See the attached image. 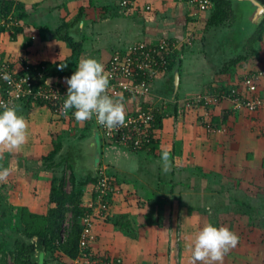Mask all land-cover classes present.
Listing matches in <instances>:
<instances>
[{
  "label": "rangeland",
  "instance_id": "1",
  "mask_svg": "<svg viewBox=\"0 0 264 264\" xmlns=\"http://www.w3.org/2000/svg\"><path fill=\"white\" fill-rule=\"evenodd\" d=\"M234 1L239 5L243 3ZM135 3L133 0L132 6ZM149 9L150 7L147 10ZM97 11L99 14L95 15L101 17L104 8ZM234 16L238 17V12L234 11ZM2 40L3 37H0V41ZM190 44V41H187L178 45L179 55L175 58L176 63L182 48ZM4 47L14 51L11 46ZM256 48L262 52L264 46L257 43ZM51 69L52 74H55L58 67ZM51 69L49 68V72ZM238 71L239 75L244 72L242 67H239ZM217 77L218 84L208 85L205 95H181L178 83L175 85L173 78L168 88V99L165 101L161 98L156 103L153 102L157 107H162V114L170 119L165 127L162 118L160 127L153 130V145L158 155L151 158L159 164L160 170L154 174L152 188H149L150 196L147 192L143 197V190L134 189L135 186L134 190L124 187L114 171L104 168L100 163L97 165L96 172L103 169L113 180V189L108 194L107 212L101 218L97 217L102 224L107 222L105 225L108 230L112 229L111 224H114V221L120 220L122 223L125 220L122 215L121 218H112L111 208L117 205L118 197L119 201L122 199V202L133 208L136 207L137 199L141 203L145 199L150 202L153 200L157 205L155 213L151 215L153 222L147 225L155 226L159 233L161 230L166 232L167 238L162 243L160 236L158 237L157 252L153 254L156 264H191L189 260L192 241L207 223L227 226L239 236V243L225 254L223 264H240V260L241 264H264V109L250 114L244 107L232 108L227 98L231 83L221 86V82L228 78ZM261 93L264 96V89ZM202 95L205 100L203 99L202 103L196 102L195 97ZM15 106H18L19 114L23 115L27 122V139L19 149L8 151L0 148V169H10L7 181L0 182V264H17L15 241L28 243L31 238L25 232L28 226L22 221V212L26 215L24 209L44 216L50 207L48 190L51 183H61L65 190L70 191L71 168L68 165L72 164L77 178H83L84 174L90 173V169L85 166H93L95 154L94 145L87 147V141L88 144L95 141L90 139V136L94 135L91 130L87 131L88 127L73 125L58 118L41 105L30 104L31 109L24 103H17ZM224 110L229 112L227 118L222 119L217 126L211 124V117L219 116ZM187 121L192 135L186 134ZM57 143H60L61 147L53 160L45 159ZM164 149L170 150L171 170L167 173L161 170L163 162L160 157ZM140 153L146 155L148 151L143 150ZM147 155L153 154L149 152ZM94 184L82 188L81 204L84 210L89 209L88 203L96 198L91 190ZM71 223V212L67 210L63 234H66ZM115 229L120 233L129 232ZM190 232H193V237L187 240L190 236L187 237L186 234L190 235ZM148 234L141 238L150 240ZM121 245L123 247L124 241ZM124 247L127 248L125 245ZM126 251L128 250L119 253L113 247L109 255L95 254L93 249L89 252L96 258L110 255L119 257L123 264L135 262L132 253L128 255L129 252ZM52 252L47 253L44 264H74V260L68 262L59 252ZM172 255L173 259H169Z\"/></svg>",
  "mask_w": 264,
  "mask_h": 264
},
{
  "label": "crops",
  "instance_id": "2",
  "mask_svg": "<svg viewBox=\"0 0 264 264\" xmlns=\"http://www.w3.org/2000/svg\"><path fill=\"white\" fill-rule=\"evenodd\" d=\"M15 1L25 4L28 15L18 22L14 20L4 21L5 27L2 31L0 30L1 39L3 37V40L0 41V59L10 60L16 65L25 61L44 62L50 64L49 67L60 68V64H66V70L71 66L75 71L82 58L93 57L103 64L116 49L122 50L136 42L189 39L191 44L182 48L177 69L175 70L176 67H173L171 72H166L153 82L150 95L145 102L156 103L161 98L166 101L168 88L171 86L176 72L180 94L190 93L194 95L196 93L205 94L208 85L218 84L216 82L217 76L228 78V80L225 79L224 82H221L222 86L238 83L239 67H242L244 71L240 74L241 76L251 69L252 71L264 70L263 48L262 52L258 51L255 56H252L253 58H249V61H243L239 67L237 65L235 73L221 71L225 62L243 51V46L258 25L252 19L253 7L246 0H237L245 2V4L240 3V5L231 0L232 13L236 11L240 17L234 16L227 24L217 27L206 26V20L212 7L207 10H199L189 0H134L136 3L133 5L134 7L130 5V9L122 6L121 0ZM257 1L264 6L263 0ZM146 6H149L150 9L147 10ZM99 8H104L101 17L95 15L99 14L97 11ZM80 9L83 10V14L78 19ZM64 22L70 25L65 27L63 32H67L75 40L81 42V50L74 58L71 57L72 52L68 44L58 39L54 33ZM14 27L17 28V31ZM259 44L264 46V33L263 40ZM5 45L8 48L11 46L14 51L6 49ZM19 61L21 62L18 63ZM53 76L59 79L58 73L50 75L51 78ZM262 79L264 78L260 80ZM212 80L215 81L212 82ZM240 88H242L241 84ZM229 104L232 108H237L231 100ZM123 107L124 111H128L133 109L135 105L129 103L124 104ZM165 117L163 122L166 127L170 117ZM187 124L188 121L186 122V134L192 135L191 128ZM87 131L90 129L88 128ZM193 137L196 138V136ZM90 139L93 140L91 136ZM192 140L194 141L193 138ZM93 145L96 150L97 141L89 144L87 141V147H93ZM197 145H199L198 141ZM147 154L144 155L140 151L129 150L114 144L104 145L102 143L99 163L104 168L107 167L112 172L114 171L118 181H121L124 187L133 189L135 186L134 189L143 190L144 195H142L145 197L147 192V195L150 196L151 189L149 188H152L154 174L158 172V169L160 170L159 164L157 165V162L151 158V156L157 157L158 152L150 156ZM85 167L91 169V167ZM133 181L136 182L133 183ZM118 199L117 205L111 208L112 218H121L122 215L125 220L122 223L120 220L114 221L116 225L109 221L113 230L106 228L107 222L104 221L102 224L96 221L93 228L95 240L90 244V251L93 249L95 254L107 253L109 255V251H112L114 247L119 253L124 250H128L126 251L129 252L128 255L132 253L135 262L130 261L127 264H156V258L153 254L157 252L158 237L160 236L162 243L167 238L166 232L160 229L159 233L155 226L147 225L153 222L151 215L155 213L157 205L152 202L153 200L151 203L145 199L141 203L137 199L136 207L133 208L131 205L122 202V199L120 201ZM123 200L125 201V199ZM155 218L157 219V216ZM115 228L123 231L129 230L127 232L129 236L124 232L120 233ZM192 233L186 234L187 237L190 236L187 240L192 239ZM147 234L150 236V240L141 238ZM135 236L139 237L136 238ZM123 241L127 248L124 245L122 247L121 242ZM169 259H173V255ZM183 264H187V262Z\"/></svg>",
  "mask_w": 264,
  "mask_h": 264
},
{
  "label": "built area",
  "instance_id": "3",
  "mask_svg": "<svg viewBox=\"0 0 264 264\" xmlns=\"http://www.w3.org/2000/svg\"><path fill=\"white\" fill-rule=\"evenodd\" d=\"M199 10L212 7L211 0H189ZM133 0H121V5L129 8ZM149 6H146L148 9ZM129 10V9H127ZM5 20H0L3 25ZM189 39L172 40L162 39L157 42H136L122 50H115L108 60L103 63L104 70L109 74L107 94L121 103L135 105L132 110L125 111L126 120L123 126L107 129L96 123L95 118L85 121H76L72 112L62 111L63 100L66 98L68 85L64 79L51 78L48 68L39 63L13 64L8 60L0 59V75L8 73L12 83L0 79V103L10 106L23 104L28 100L31 104L45 101L50 105L49 111L58 118L71 122L73 125L88 127L93 135H98V141L109 142L134 151H148L151 144V130L153 129L154 112L157 106L147 101L151 86L157 78L165 74L168 60L174 51L179 50ZM264 78V71L248 72L243 75L242 90L230 89L227 98L238 107L255 110L264 107V99L256 95L257 82ZM205 95V94H204ZM207 96V95H206ZM223 96V94H222ZM196 102H203L205 96H196ZM195 102V103H196ZM195 103H192L195 105ZM143 104H147L144 109ZM190 105V104H188ZM254 105V107H250ZM152 128V129H151ZM97 171V170H96ZM92 191L96 198L88 203L89 209L84 210L81 217V233L78 242V255L74 264H123L119 257L107 259L91 257L90 244L95 240L93 220L95 217L106 214L108 194L113 189L112 176L103 169L96 172V181Z\"/></svg>",
  "mask_w": 264,
  "mask_h": 264
},
{
  "label": "trees",
  "instance_id": "4",
  "mask_svg": "<svg viewBox=\"0 0 264 264\" xmlns=\"http://www.w3.org/2000/svg\"><path fill=\"white\" fill-rule=\"evenodd\" d=\"M212 1V9L209 14V17L206 20V26H222L228 23L233 18L232 8H231V0H211ZM26 6L23 2L15 1V0H0V20H14L18 22L19 20H22L25 18L28 13L26 10ZM130 9V7H129ZM83 14V10H79L78 13V19ZM77 19V20H78ZM76 20V21H77ZM5 24L0 26V30L2 31ZM70 24H67L64 22L61 24L55 31V35L58 39H61L65 41L69 48L71 49V57L74 58L78 55V53L81 50V42L75 40L73 37H71L67 32H63L65 27H68ZM15 31H17L16 27ZM263 33H264V18L261 20V22L257 25L254 33L252 36L248 39V41L243 46V51L234 56L233 58L229 59L224 65L222 72L226 73H235L237 65L241 64L243 61H249V58H253L252 56H255L258 52L256 46L257 43L259 44L263 40ZM179 55V50H176L173 52L172 57L169 58L167 67L165 71H172L173 67H176L179 65V60L176 63V56ZM7 60V59H3ZM10 61V60H8ZM22 63H27L22 62ZM30 63V62H28ZM40 65L46 66L47 68H53L49 67L50 64H46L44 62H39ZM252 70V69H251ZM250 70V71H251ZM259 71H263L258 69ZM255 70V71H258ZM53 70L51 69L49 72L48 69V75L50 76L52 74ZM74 72V70L69 67L68 70L65 68L56 70V73H58L59 80L64 79L66 81V78L70 77L71 74ZM53 75V74H52ZM242 79L243 76L238 77L239 82L234 83L231 85L229 89H234L235 91H241L239 89L240 84L242 85ZM155 81V80H154ZM257 91L256 95L259 97H262L264 99V96L261 95V91L264 89V79L259 80L257 82ZM222 86V85H221ZM226 88V87H224ZM24 105L28 107V109H31V102L28 100L23 101ZM202 103V102H200ZM37 105H41L48 110L50 109V105L45 101H39L35 103ZM144 109L147 107V104H143L142 106ZM157 111L154 112V120H153V129L151 130V144L148 149V153L151 154L155 153L154 150V128H158L161 125V120L166 116L165 114H162V107H156ZM245 108V107H244ZM250 114L255 111L263 110L264 107L260 106L257 107L255 110H249L245 108ZM219 116H213L211 117L210 123L213 125H219L223 120H225L229 114L228 110H224L222 113H219ZM104 145H111L112 143H108L105 141L101 142ZM116 145V144H115ZM119 147H122L120 145H117ZM61 144L57 143L54 145V147L48 152V154L45 156V159L47 160H53L55 154L60 150ZM128 149V148H127ZM131 150V149H129ZM71 169V175H70V181L72 184V188L70 191L65 190L63 187V184H55L54 182L51 183L48 190V201L50 207L48 208L46 214L44 216H40L38 214L29 212L28 210L24 209L26 212V215L22 212V221L28 226V228H25V232L27 236H38L40 242H42L43 247V264L45 263V257L47 253L51 254L52 251H57L64 257L68 259V262H72L77 255H78V242L79 237L81 233V217L84 214V208L81 204V197L83 195L82 188L87 186L88 184L94 183L96 181V172L94 173H86L84 174V177L77 178L76 174L74 172V169L72 168V164L68 165ZM67 210L71 212L72 216V223L68 226L66 234H63V225H64V219ZM103 215L97 216L98 218H101ZM95 217L93 220V228L98 221V218ZM117 222V221H116ZM16 245V262L17 264H38V262L33 261L31 258L32 252L34 250V245L31 243H24L15 241ZM91 254V253H90ZM96 257V256H91ZM98 257V256H97ZM101 258V256H99ZM105 256L103 258L107 259Z\"/></svg>",
  "mask_w": 264,
  "mask_h": 264
},
{
  "label": "clouds",
  "instance_id": "5",
  "mask_svg": "<svg viewBox=\"0 0 264 264\" xmlns=\"http://www.w3.org/2000/svg\"><path fill=\"white\" fill-rule=\"evenodd\" d=\"M66 64H60L63 69ZM0 79L12 83L8 73L0 75ZM67 95L62 104V111L74 109L72 115L76 121L95 118L96 123L107 129L123 126L126 113L120 99L107 94L109 74L104 65L93 57L82 58L75 71L66 78ZM254 107V105H250ZM27 139V122L19 114L18 106L0 103V148L11 151L19 149ZM162 171L171 170L170 150L161 151ZM10 174L9 168L0 169V182H6ZM28 243L37 246L39 237L33 236ZM239 243V236L224 225L205 224L195 235L191 246V264H223L226 253ZM113 257V256H109ZM106 257V258H109ZM42 259V255L40 257ZM105 259V258H104Z\"/></svg>",
  "mask_w": 264,
  "mask_h": 264
},
{
  "label": "water",
  "instance_id": "6",
  "mask_svg": "<svg viewBox=\"0 0 264 264\" xmlns=\"http://www.w3.org/2000/svg\"><path fill=\"white\" fill-rule=\"evenodd\" d=\"M246 1L250 2V4L253 7V11H252L253 22L256 24H259L261 22V20H263V18H264V6L262 4H260V2H258L257 0H246ZM177 82H178V74L176 72L175 76H174V84L177 85ZM92 138L95 139V141L93 140V142L97 141V145H96V150H95V154H94V164H93V166H91V169L89 170V172L94 173V172H96L97 165L99 163L101 144L98 141V135L97 134H95V136ZM82 146H84V144ZM80 161H82V160L80 159ZM38 247H39V252L37 251L36 245H34V250L32 252L31 258L33 261L38 262V264H43V253L44 252H43L42 242H39ZM41 255H42V259L40 258Z\"/></svg>",
  "mask_w": 264,
  "mask_h": 264
}]
</instances>
